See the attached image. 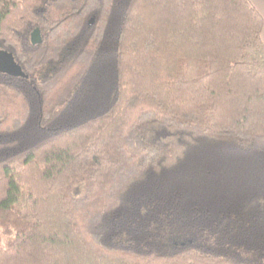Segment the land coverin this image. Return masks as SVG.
Wrapping results in <instances>:
<instances>
[{
  "label": "trees",
  "instance_id": "obj_1",
  "mask_svg": "<svg viewBox=\"0 0 264 264\" xmlns=\"http://www.w3.org/2000/svg\"><path fill=\"white\" fill-rule=\"evenodd\" d=\"M263 19L249 0H0V264H264Z\"/></svg>",
  "mask_w": 264,
  "mask_h": 264
},
{
  "label": "water",
  "instance_id": "obj_2",
  "mask_svg": "<svg viewBox=\"0 0 264 264\" xmlns=\"http://www.w3.org/2000/svg\"><path fill=\"white\" fill-rule=\"evenodd\" d=\"M2 68L14 76H25L21 67L15 62L13 55L5 50H0V69Z\"/></svg>",
  "mask_w": 264,
  "mask_h": 264
},
{
  "label": "rangeland",
  "instance_id": "obj_3",
  "mask_svg": "<svg viewBox=\"0 0 264 264\" xmlns=\"http://www.w3.org/2000/svg\"><path fill=\"white\" fill-rule=\"evenodd\" d=\"M13 235L14 229L12 227L5 229L3 226H0V246H5Z\"/></svg>",
  "mask_w": 264,
  "mask_h": 264
},
{
  "label": "crops",
  "instance_id": "obj_4",
  "mask_svg": "<svg viewBox=\"0 0 264 264\" xmlns=\"http://www.w3.org/2000/svg\"><path fill=\"white\" fill-rule=\"evenodd\" d=\"M255 9L259 12L263 19V26L261 30V38L264 44V0H249Z\"/></svg>",
  "mask_w": 264,
  "mask_h": 264
}]
</instances>
